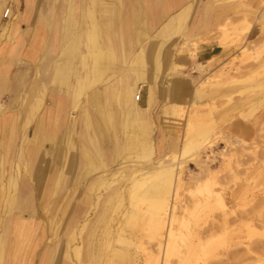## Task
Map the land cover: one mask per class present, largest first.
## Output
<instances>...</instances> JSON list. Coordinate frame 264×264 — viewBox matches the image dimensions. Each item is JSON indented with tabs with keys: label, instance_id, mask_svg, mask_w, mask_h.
Returning a JSON list of instances; mask_svg holds the SVG:
<instances>
[{
	"label": "rangeland",
	"instance_id": "obj_1",
	"mask_svg": "<svg viewBox=\"0 0 264 264\" xmlns=\"http://www.w3.org/2000/svg\"><path fill=\"white\" fill-rule=\"evenodd\" d=\"M13 1L9 2L12 16ZM207 6L222 15L208 27L204 37L191 38L195 10ZM113 22V63L107 69L100 70L92 86L82 91L79 108H74L73 101L69 99V112L66 115L67 122H71L74 128L69 140L72 145L68 152L69 160L72 155L76 160L81 157L78 150L81 137L83 141H88L79 130L83 126L84 112H88L92 119L99 116L90 105L89 97L93 90L101 95L105 120L102 123L100 118L99 121L96 119L99 128H95L93 121L92 133L101 144L102 155H94L97 170H93L79 184V190L87 189L90 193L91 202L86 217L89 219L84 221L83 217L70 226L64 223L61 209L54 218L44 210V216L48 215L49 224L45 228L48 240L34 247L31 245L27 264H146L150 256L157 253L156 239L148 220L149 201L140 199L143 190L131 198L127 189L131 173L138 170H148L150 177L146 186L153 181L156 173L152 169L158 155L153 154L148 129L135 137V140L147 144V150L140 155L137 150L117 154L115 143L123 140L124 134L116 94L121 92L120 87L125 80L141 81L140 77L151 68L150 53L155 46L154 68L161 77L165 73L166 61L173 63L183 56L193 58L201 41L221 43L222 52L203 64L194 60L189 67L195 89L201 88L195 99L198 104L189 106V100H185L181 106L189 109L184 112L183 119L175 115V105L167 101L163 107V123L171 133L176 134L179 143L168 154H179V148L187 137L191 138L188 144L191 145V152L197 151L194 155L196 159L193 158L195 160H188L186 166L176 169L178 184L173 174L172 181L159 182L160 193L152 195L160 206L172 205L175 217L171 223L172 239H167L170 252L164 255L163 264H264V0H185L175 13L160 19L145 13L135 17L131 24L126 21L123 8H120ZM6 23L7 19L1 17V24ZM83 24V18L77 19L76 33L72 35L81 41V51H85L83 42H86L87 34V31L84 33ZM80 26L83 31L77 33ZM106 32L107 28L102 24L99 36L102 42H106ZM9 42L0 33V47L1 43L6 45ZM61 47L45 51L41 61L43 64L29 68V81L23 90L17 88L26 95L30 86L39 79L36 92L43 94V99L34 111H30V106L21 100L15 108H11L18 127L15 143L10 145L15 155L9 156L10 163L0 181L1 197L6 195L4 187L8 179L16 176L13 165L18 161L17 152L27 142L26 132L32 123L38 122L44 110L47 83L43 79L47 73L53 72L61 58ZM45 61L50 64L45 65ZM65 61L72 66L68 72V82H71L75 77L74 68L83 71L80 55H68ZM136 61L143 66L138 74L132 71L133 62ZM178 67L172 64L169 72L177 73ZM59 91L68 96L66 86ZM108 93L115 95L107 96ZM8 102V96L0 97V110L3 112L0 111L1 127L12 120L7 112ZM23 113H26L24 123L20 122ZM185 116L189 123L187 127ZM0 142H4L3 139ZM47 147L50 148L49 145ZM36 157L34 152L30 155V159ZM98 160L116 169L112 189H105L110 184L104 183L96 190L97 184L92 183L99 171ZM172 161L171 158L168 160V170L174 169L170 167ZM66 163L70 164L68 161ZM81 164L83 167L84 161ZM25 174L23 172L22 177L19 174L20 185L23 175L27 178ZM100 191L102 194L93 208L96 193ZM19 196L18 192V204L21 202ZM220 199L222 202L224 200L223 205ZM28 203H31L30 198ZM16 218L15 213H4L0 226L3 227L6 222L9 232L10 229L13 232ZM33 225L32 233L36 231V224ZM72 230H78L80 235L74 234L72 237ZM72 245H78L77 253L72 250ZM44 249L49 253L46 251L45 254Z\"/></svg>",
	"mask_w": 264,
	"mask_h": 264
},
{
	"label": "crops",
	"instance_id": "obj_2",
	"mask_svg": "<svg viewBox=\"0 0 264 264\" xmlns=\"http://www.w3.org/2000/svg\"><path fill=\"white\" fill-rule=\"evenodd\" d=\"M183 2L185 0H14L13 16L15 15L19 19L17 30L14 38L8 44L2 45L0 52V97L8 96L9 108L7 106V112L11 114L12 118L7 126L0 128V139H3V143L10 145L15 143L18 127L14 123L13 116L15 115L11 113L13 112L11 108H15L20 100L22 101L25 97L21 90L29 81L28 69L41 63L42 56L48 49H59L61 45L64 46L66 42H69L67 46L61 47L62 55L58 63L55 64L53 72L44 76L43 81L47 83L45 107L40 113L41 117L38 122L32 123L29 126V131L26 132L27 142L30 140V144L28 143L27 146L34 151L37 157L31 158L28 162L27 178L23 176L18 192L23 201L25 195H29L31 206L23 203L22 206H16L13 210L15 214L31 218L36 224V231L32 238L34 245L45 243L48 240V232L45 229L46 225L49 224L48 215L54 218L61 209V217L64 223L71 226L77 224L83 217L86 219L89 214L87 211L91 202L90 193L87 189L79 190V184L93 170H97L94 164V155H102L101 144L92 133L93 121L95 128H99L97 125L99 118L102 123L105 120L101 95L93 90L89 97L90 105L99 114L96 118L98 121L92 119L88 112H84L82 116L83 126L79 130H81V136L85 134L84 137L88 141H83L81 137V143L78 142L81 157L76 160L74 155L69 160L68 152L72 147L69 140L74 128L71 122H67L66 115L69 112V99L73 101L74 108H79V98L82 91L89 86L91 87L99 71L107 69L114 61L115 54L111 44L112 27L115 23L113 18L116 20L120 8H123V15L130 24L134 22L135 17L145 13L160 19L175 13ZM103 6L104 16H102ZM220 15L222 14L213 12L208 6L197 8L190 37L196 39L204 37L208 32V27L214 24ZM86 17H88L87 21ZM102 17L104 18L102 19ZM80 18L84 19L82 25L85 29L84 33L87 31L86 42H83V44L85 43V51H81L79 47L81 43L79 38L72 36L76 33L75 23ZM102 24L107 28L106 42L99 39ZM83 28L80 26L77 33H82ZM89 34L95 35V44L89 42ZM156 47L150 53V56L152 55L150 58L151 68L140 77L141 81L125 80L120 87L121 92L116 94L120 107V125L124 134V139L115 143L117 154L137 150L140 155L147 150L146 143L143 144L139 140H135V137L143 133L145 129H148L149 143L152 145L153 154L158 155L157 159L164 157L173 148L178 147L176 134L171 133L163 123V107L168 102L171 105H182L187 99L189 106L192 103L197 105L195 99H197L201 88L195 89L193 75H191L189 67L194 60L198 64H203V62L211 60L222 52L221 43L201 41L197 45L193 58L183 56L176 58L173 63L166 61L165 73L159 77L154 68L153 52L157 49ZM77 53L80 55L83 71L74 68V80L68 82V72L72 66L65 59L68 55H76ZM91 54L97 55L95 60L90 59ZM44 64L49 65L50 63L45 61ZM172 64L179 66L177 73L169 72ZM142 67V63L133 62L132 71L138 74ZM91 69L93 72L90 71ZM38 81L39 79H37L36 84ZM51 83H55V85ZM64 86L68 90V96L59 93V89ZM17 88L21 90H17ZM30 89L26 91V95ZM138 91H140V99L136 100L135 96ZM42 99L43 94L36 92L30 99V110L34 111ZM60 137L62 138L60 139ZM190 139V137L185 138L183 145L179 148V153L191 142ZM43 145L46 147L45 150ZM67 161L70 164L66 163ZM81 161H84L83 167H81ZM98 162L100 163L99 171L94 176V182H92L97 184L98 189L96 187L95 189L99 190L103 180H105V184H110L106 185L105 189H112V179L116 169L105 165L103 160H98ZM28 178L29 180H27ZM43 194L47 197L46 203L42 202ZM100 194L102 191L96 193L97 198L93 208L96 207L97 204L95 203L98 202ZM44 210L48 211L47 217L44 216ZM29 255L27 258L30 257Z\"/></svg>",
	"mask_w": 264,
	"mask_h": 264
},
{
	"label": "bare ground",
	"instance_id": "obj_3",
	"mask_svg": "<svg viewBox=\"0 0 264 264\" xmlns=\"http://www.w3.org/2000/svg\"><path fill=\"white\" fill-rule=\"evenodd\" d=\"M8 5H10L8 0H0V31H1L0 33L2 34V36H5V39H8L11 41L13 39L15 33H16L17 23H18L19 19L17 18V16L14 15L15 16L14 17L10 14L11 18H9L10 17V15H9V17H8L9 19L7 18V23L4 25L1 24V17L3 18L4 10L6 9V7H8ZM89 20H90V18H89ZM89 37H90L89 42L91 44H95L96 43L95 35L89 34ZM2 47L3 46L1 43L0 52L2 50ZM70 48H72V47H70ZM96 57H97V55H95V54L90 55V59H92V60H95ZM199 64H201V63H199ZM91 72H93V69H91ZM64 81H65V79H64ZM59 84L61 85V83H59ZM36 86H37V84L35 81V83H33L32 87L30 89V92L27 95H25V97L22 100L25 104H27V105L30 104V102H29L30 99H32L33 95L36 93ZM29 97H32V98H29ZM135 99H136V96H135ZM188 109H189V107L187 108V110H185L181 105H177V106L175 105L173 111L175 112L176 116H179L181 119H183L184 112H188ZM29 110H30V108H29ZM175 115H173V116H175ZM25 117H26V113H23V115L20 117V119H21L20 122L24 123ZM184 120H185V126L187 127L189 123H188L186 116H185ZM0 128H2V127L0 126ZM61 138L62 137H60V139ZM28 143L30 144V140L25 144V146L22 148V150L20 152H17V153H19L18 154V156H19L18 161L13 165V169H14V172H16V176H13V178L8 179V183L6 184L7 186L4 187L6 195H2V197L0 196V221H3L4 213H10V214L15 213L13 210V207H15V206H22L23 203L31 206V203L30 204L28 203L29 202V195L27 196V194L25 195L24 201L21 199L20 204H18V202H17L18 201L17 200V193H18V190H19L18 188L20 185L18 183V178L20 176L19 174H21V177H22L23 172L28 174V162L30 161V155L34 152V151H32L31 148H28V146H27ZM66 143H68V141ZM123 145H122V147H123ZM121 149H123V148H121ZM196 153H197V151L191 152V145H187L184 148L182 155H180V153L179 154L172 153V154H167L166 156H164L161 159H158L156 164L154 165V167L152 169L156 173L154 175V179H153V181H150L149 185H147V186H146V183L148 182V179L150 177V175L148 174V170L135 171V172L131 173V175L129 177V180H128L129 186L127 189L128 194L131 193V195H130L131 198H134V197H136L138 191L143 190L144 193L140 196V199L148 200L149 203H147V204H149V206H150V215H149L148 220L150 222V225H152V228H153L152 233L156 239L157 253L152 254L150 256V260H148L146 262V264H163L164 255H167L170 252V247H169V243H168L167 239L169 241H170V239H172L171 238L172 237L171 223L175 220V217L172 213V205H169V207H168V205H166L165 207H163V205L160 206L159 202L157 201V198L153 197L152 195H157L160 193V190L158 189V183L159 182H161L162 180L172 181L173 174H175L176 169H181L182 167L186 166L187 161L195 158L194 155ZM14 155H15V151L12 149L10 144L0 142V181H2V178L4 177L5 171L7 170V167H8V163H10V157L14 156ZM57 156H58V154H57ZM170 158L173 160L172 163L170 162V164H171L170 167H172L174 169L168 170L167 166L169 165L168 160ZM195 159H193V160H195ZM29 172H31V171H29ZM104 181L105 180H103V183H101V184L99 183L100 186L101 185L103 186L104 183H106ZM177 181H179V176H177L175 174V183L176 184H178ZM100 186H99V188H100ZM132 190L133 191L136 190V192H132ZM4 199H5V201H3ZM42 202H45V203L47 202V197L45 194H43V196H42ZM222 203L223 202L220 199V204L223 205ZM15 216L17 217L16 218L17 222H16L15 229L13 232H11V229L9 232V226H8V224H6V222H4L3 227L0 226V264H27L28 260H26V258L31 253L29 249L32 248V246L34 245V243L32 242L33 241L32 238H33L34 234L32 233L33 231H31L32 227L34 226L33 225L34 221L31 220V218L30 219L26 218L20 214H15ZM88 219H89V217H88ZM88 219H85L84 221H86ZM73 230H72V232H73ZM77 231H74L73 233L71 232L72 237L74 236V234H79ZM73 244L79 245V243H73ZM78 245H76V246L72 245L71 246L72 250L76 253L79 251V249H77ZM46 251L49 253V250L44 249L45 254L47 253Z\"/></svg>",
	"mask_w": 264,
	"mask_h": 264
},
{
	"label": "built area",
	"instance_id": "obj_4",
	"mask_svg": "<svg viewBox=\"0 0 264 264\" xmlns=\"http://www.w3.org/2000/svg\"><path fill=\"white\" fill-rule=\"evenodd\" d=\"M11 5H9L8 7H6V9L4 10V15H3V19H7L9 17V15L11 14ZM140 99V91H138L137 95H136V100Z\"/></svg>",
	"mask_w": 264,
	"mask_h": 264
}]
</instances>
